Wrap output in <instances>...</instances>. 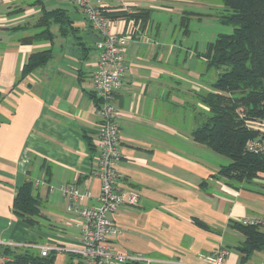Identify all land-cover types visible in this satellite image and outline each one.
<instances>
[{"label":"crops","instance_id":"1","mask_svg":"<svg viewBox=\"0 0 264 264\" xmlns=\"http://www.w3.org/2000/svg\"><path fill=\"white\" fill-rule=\"evenodd\" d=\"M45 1L5 0L6 10L0 9V240L78 247L81 235L62 188L76 187L86 195L83 207L97 205L100 119L88 94L95 55L90 56L92 50L86 58L84 50L95 47L97 35L76 6L50 9ZM101 1L112 11H151L145 28L134 19H112V31L131 39L123 87L114 98L121 132L117 172L122 187L139 197L136 206L113 215L120 232L112 249L155 264H202L201 256L223 251L226 264H240L237 247L245 238L232 223L264 219V180L235 189L216 177L227 163L192 138L208 111L198 97L210 92V85L187 64L192 48L185 51V45L171 41L175 31L163 30L161 23L152 29L153 15L164 16L159 13L178 11L190 20L214 15L202 0ZM43 9L64 10L73 23L65 35L51 24L53 39L29 41L43 31ZM45 50H51L52 59L23 77L29 57ZM26 183L40 201L41 217L34 226L14 209L18 189ZM5 250L0 248V256ZM71 263L67 255H57L54 262ZM0 264L13 262L0 259ZM246 264H264V250Z\"/></svg>","mask_w":264,"mask_h":264},{"label":"trees","instance_id":"2","mask_svg":"<svg viewBox=\"0 0 264 264\" xmlns=\"http://www.w3.org/2000/svg\"><path fill=\"white\" fill-rule=\"evenodd\" d=\"M220 1L224 7L218 20L233 25L235 29L231 35L221 34L214 42L208 43L206 51L201 55L208 70L224 68L225 72L209 84L210 92L199 95L201 104L208 111H203L206 117L192 132V138L230 161L220 168L216 177L224 180L228 186L239 189L241 186L253 185L258 179L264 180V155L253 154L245 149L249 140H264V131L249 123L264 120V0ZM106 15L113 20L141 21L144 28L151 19L149 10L133 13L117 10ZM189 20L183 18L185 27ZM72 23L64 10L43 9L39 22L43 31L28 40L53 39L51 24H58L61 34L65 35L67 24ZM186 32H189L187 28ZM84 50L87 51V58L92 50L95 51V47L85 46ZM51 59V50L32 54L23 68V77ZM88 94L97 106L99 99L96 94ZM14 209L27 225L38 223L36 218L41 217L40 201L33 195L32 184L26 183L18 189ZM232 226L245 238L237 250L241 254L240 264H246L254 253L264 250V230L258 225H245L242 222H233ZM4 255L11 257L13 264H54L56 258L54 254L42 257L37 252H16L12 249H6Z\"/></svg>","mask_w":264,"mask_h":264},{"label":"built area","instance_id":"3","mask_svg":"<svg viewBox=\"0 0 264 264\" xmlns=\"http://www.w3.org/2000/svg\"><path fill=\"white\" fill-rule=\"evenodd\" d=\"M5 0H0V4ZM121 4L124 0H113ZM84 14L91 29L97 35L95 44V65L90 74L89 84L99 99L96 106L100 122L99 158L95 176L100 181V195L97 205L83 207L80 201L86 197L76 187H64L62 190L71 201V211L75 218L73 224L81 235V246L18 244L0 240V248L38 250L42 257L67 255L72 258L71 264H155L156 261L141 255L117 253L112 249V240L118 236L119 229L113 222V215L122 207L136 206L138 194L126 190L121 185L123 179L117 172L121 162V132L119 111L114 103L116 94L122 89L126 74V51L130 36L124 32L112 31V19L106 14L112 7L101 0H73ZM116 8V7H115ZM260 131H264V120L249 122ZM247 152L264 155V140L255 138L245 146ZM245 225H258L264 230V219L243 220ZM226 253L217 251L211 255L201 256L202 264H226ZM0 259L12 261V258L0 256Z\"/></svg>","mask_w":264,"mask_h":264},{"label":"rangeland","instance_id":"4","mask_svg":"<svg viewBox=\"0 0 264 264\" xmlns=\"http://www.w3.org/2000/svg\"><path fill=\"white\" fill-rule=\"evenodd\" d=\"M202 1L206 3L207 6L206 12L214 16L210 18H203L202 20L191 19L189 20L187 27H185L183 25L182 18L188 19L189 15L186 14L181 15L178 11L167 14L159 13L164 16L160 18V16L153 15L152 29L155 30L156 25L161 23L163 30H167L169 32L175 31L174 36L171 37V41H177L178 45L182 43L183 45H185L184 48L185 47L192 48L188 54L187 64L188 66L191 65L192 69H198L201 71L202 83L208 86L210 83L215 82L218 79L219 75L225 72V69L213 68L208 70L206 61L204 58L201 57V54L204 53V50L206 49V45L208 43L214 42L221 34L231 35L234 32L235 28L233 25L223 24L218 20L217 17L223 14V7H224L220 0H202ZM1 5L2 3L0 4L1 11H5L7 8L6 6L8 4H4V6ZM45 5L50 9L57 8L61 5L66 6V8H69L71 10H75V8L77 7L74 4L73 0H46ZM209 6H211L210 9ZM186 28L189 31L187 32V34L185 33ZM52 30L55 32L57 31L55 25L52 27ZM185 51H187V49ZM94 53L95 52L92 51L90 56L92 57V55H95ZM177 54L179 57L178 58L179 62H182V56H183L182 52ZM88 62L89 61H86L85 66L87 65ZM223 159L224 160L221 161H225L227 164H229L230 161L228 159L224 157Z\"/></svg>","mask_w":264,"mask_h":264}]
</instances>
